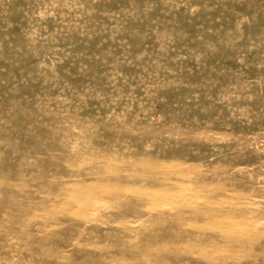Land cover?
Here are the masks:
<instances>
[{
	"label": "rangeland",
	"instance_id": "obj_1",
	"mask_svg": "<svg viewBox=\"0 0 264 264\" xmlns=\"http://www.w3.org/2000/svg\"><path fill=\"white\" fill-rule=\"evenodd\" d=\"M0 264H264V0H0Z\"/></svg>",
	"mask_w": 264,
	"mask_h": 264
},
{
	"label": "bare ground",
	"instance_id": "obj_2",
	"mask_svg": "<svg viewBox=\"0 0 264 264\" xmlns=\"http://www.w3.org/2000/svg\"><path fill=\"white\" fill-rule=\"evenodd\" d=\"M241 231V230H240Z\"/></svg>",
	"mask_w": 264,
	"mask_h": 264
}]
</instances>
